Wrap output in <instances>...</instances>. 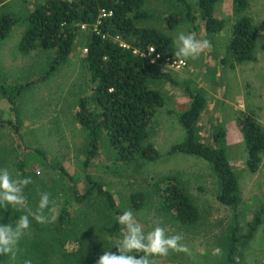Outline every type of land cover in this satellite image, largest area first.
Instances as JSON below:
<instances>
[{
  "label": "trees",
  "instance_id": "1",
  "mask_svg": "<svg viewBox=\"0 0 264 264\" xmlns=\"http://www.w3.org/2000/svg\"><path fill=\"white\" fill-rule=\"evenodd\" d=\"M178 1L184 8L165 17L168 29L181 22L195 23L197 19L203 21L209 35H215L227 26V21L216 14L219 0H198L197 9L187 0ZM145 3L146 0H24L21 13L9 9L0 11V43L18 22L24 20L27 26L18 45L19 51L22 54L49 53L44 73L24 83L4 82L0 85L2 96L12 104L13 110H17L16 101L22 90L51 79L62 65L68 63L80 36L85 37L83 46L87 52L83 54L82 62L88 91L80 96L73 113V121L85 134L82 167L87 174L83 181L73 182L68 170L60 163L49 162L44 151L29 150L22 143V123L16 117L0 119V126L9 131L22 152L17 161L20 172L25 174L35 158L48 170L58 169L63 183L71 187L77 199L83 200L92 193L102 198L108 218L100 230L108 236H117L123 231L116 218L124 211V206L120 205L114 192L106 189L88 170L102 156L105 148L112 152L113 163L118 164L119 171L139 160H158L160 152L151 140V128L161 109L177 116L186 134L184 140L167 151L168 155L185 154L206 161L217 177L218 200L223 205L236 208L241 199L239 179L223 144L226 137L223 125L218 124L219 129L213 136L214 144L197 135L198 120L209 104L206 93L186 82L185 93L190 99L187 109L176 112L167 104L165 86L179 85L173 68L167 65L168 58L175 59L176 50L168 35L144 24L152 17ZM248 6V0H236L235 12L239 15L230 28L227 45L232 60L239 63L256 58V30L253 18L246 11ZM102 9L112 11V15L103 19L98 33L94 28ZM84 24L86 30L82 29ZM150 47L160 55L155 62L147 55ZM238 121L248 153L247 166L256 172L264 155V126L251 112H241ZM113 165L109 168L113 169ZM84 187L86 191L78 193ZM154 187L159 195L160 209L170 214L173 221L186 227L198 223L200 210L177 178L164 177ZM128 202L132 209L140 210L147 203V195L141 191L134 192L128 197ZM25 209L0 208V223L15 221L25 214ZM51 217L45 223L29 217L30 227L14 250V257L20 259L19 264H96L95 246L89 245L85 235H81L67 202L63 203L54 220ZM262 223L264 204L249 221L245 233H238V227L229 232L225 244L228 262L239 264L236 253L239 246L252 240ZM12 227L14 229L15 224ZM31 231L34 232L32 235ZM130 254L141 256L143 252ZM0 264H14L13 256L0 255Z\"/></svg>",
  "mask_w": 264,
  "mask_h": 264
},
{
  "label": "rangeland",
  "instance_id": "2",
  "mask_svg": "<svg viewBox=\"0 0 264 264\" xmlns=\"http://www.w3.org/2000/svg\"><path fill=\"white\" fill-rule=\"evenodd\" d=\"M187 1L195 9L198 0ZM248 1L246 11L253 18L256 30V58L239 63L232 60L227 51L230 28L239 15L235 12L236 0H219L216 14L227 21V26L215 35L206 32L201 19L195 23L181 22L175 28L168 29L165 17L177 14L184 6L178 0H146L145 8L152 17L144 24L168 35L175 50L173 41L180 32L210 42V46L198 56L187 59L180 57L187 65L172 69L179 85L165 86L164 93L167 104L176 112L184 111L190 104L185 93L186 82H191L193 88L198 86L206 93L209 104L198 120L197 135L203 141L214 144L213 136L219 129L218 124L223 125L226 130L224 148L238 176L241 194L238 207L223 205L217 198L218 181L209 163L185 154L168 155L167 151L184 140L186 134L177 116L169 114L167 109L157 113L151 128V140L160 152L158 160H139L119 171L118 164L113 163L112 152L105 148L88 173L114 192L120 205L124 206L123 210H131L146 233L156 226L162 227L166 235L179 234L182 237L179 243L188 249L186 252L170 250L166 256H150V264H231L225 250L229 232L238 227V233H245L249 221L264 204V155L258 171L253 172L248 168V153L238 121L241 112H251L264 126V0ZM23 4L24 0H0V11L9 9L21 13L24 11ZM26 26L27 23L21 20L0 43V85L4 82L24 83L46 70L49 53L22 54L19 51L18 45ZM84 38V35L80 36L68 63L62 65L51 79L22 90L16 101L17 110H13L12 104L0 92V119L16 117L22 123V143L31 151H44L49 162L60 163L75 183L83 181L87 174L82 167L85 134L73 121L76 102L88 91L84 84L86 70L82 62ZM21 154L17 141L0 126V168H7L14 177L31 180L28 188L23 190L25 208L49 218L56 216L63 203L67 202L81 235H85L89 245L95 246L97 259L110 248L111 253L120 255L118 246L113 247L119 235L108 236L100 230L108 218L102 198L92 193L83 200L77 199L71 187L63 183L58 169L48 170L35 158L25 174L20 172L17 161ZM110 165H113V169L109 168ZM169 176L181 182L200 210V220L193 227L173 221L170 214L160 209L154 184ZM85 191L86 187L78 193ZM139 191L147 195V203L142 209L134 210L129 206L128 197ZM43 193L49 194V208L54 211H38ZM33 233L30 232L31 235ZM18 247L17 244L15 249ZM239 247L236 252L239 264H264V223L252 240ZM13 260L14 264H19L20 259L13 257Z\"/></svg>",
  "mask_w": 264,
  "mask_h": 264
},
{
  "label": "clouds",
  "instance_id": "3",
  "mask_svg": "<svg viewBox=\"0 0 264 264\" xmlns=\"http://www.w3.org/2000/svg\"><path fill=\"white\" fill-rule=\"evenodd\" d=\"M173 43L176 48L175 55L185 59L198 56L210 46L208 40H197L194 35L183 32L177 34ZM30 182V178L14 177L7 168H0V208L25 209L26 197L23 190ZM49 205V194L43 193L39 200L38 211L40 213L46 209L54 211ZM30 216L39 223H45L48 219L43 214L37 215L30 209H25V214L15 221L0 223V255L15 256L14 249L21 236L30 227ZM51 219L54 220L55 216ZM116 220L123 231L113 247L118 246L121 254L111 253L110 248L103 252L96 264H150V256H166L170 250L188 251L186 246L179 243L182 240L179 234L166 235L164 229L159 226L146 233L136 222L131 210L123 211ZM13 224H15L14 229ZM133 252H143V255H131L130 253Z\"/></svg>",
  "mask_w": 264,
  "mask_h": 264
},
{
  "label": "built area",
  "instance_id": "4",
  "mask_svg": "<svg viewBox=\"0 0 264 264\" xmlns=\"http://www.w3.org/2000/svg\"><path fill=\"white\" fill-rule=\"evenodd\" d=\"M111 15H112V11L107 10V9L101 10L100 16H99V18L95 24V28H94L96 32L100 33V25L102 24L103 19L105 17L111 16ZM82 29L86 30L87 26L85 24L82 25ZM123 45L126 46L125 44H123ZM83 51H84V53H86L87 49L84 48ZM147 55L151 58L152 62H155L156 59L160 56L159 54H156L154 47L149 48ZM167 65L171 68H174V69H180L182 67H185L187 65V63L182 58H179V59L168 58Z\"/></svg>",
  "mask_w": 264,
  "mask_h": 264
}]
</instances>
